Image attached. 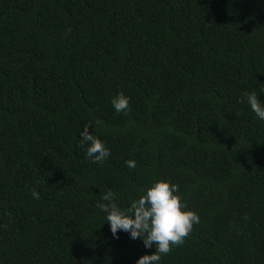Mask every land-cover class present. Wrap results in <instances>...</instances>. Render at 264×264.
<instances>
[{
	"label": "trees",
	"instance_id": "16d2710c",
	"mask_svg": "<svg viewBox=\"0 0 264 264\" xmlns=\"http://www.w3.org/2000/svg\"><path fill=\"white\" fill-rule=\"evenodd\" d=\"M253 91L264 102V0H0V264H135L155 246L114 239L97 204L158 180L200 217L160 264H264Z\"/></svg>",
	"mask_w": 264,
	"mask_h": 264
},
{
	"label": "clouds",
	"instance_id": "9594fccd",
	"mask_svg": "<svg viewBox=\"0 0 264 264\" xmlns=\"http://www.w3.org/2000/svg\"><path fill=\"white\" fill-rule=\"evenodd\" d=\"M261 93H264L262 91ZM255 91L246 92L241 103H246L255 117L264 121V102ZM129 97L123 93L111 99L112 107L117 113L129 111ZM103 122L97 120L96 126ZM91 124L84 125L79 133V143L86 146L85 159L94 164H102L111 155L105 142L89 132ZM129 169L136 167L134 160L125 161ZM34 199H40L39 193L32 192ZM97 207L106 213V222L114 239L119 232L127 233L131 240L139 239L146 249L155 246V252L140 256L135 264H160L162 255H167L172 247L184 242L192 232L193 226L200 223L199 215L188 210L179 194V186L168 180H158L142 190L138 199L131 200L127 208L118 206L115 194L109 190L103 194Z\"/></svg>",
	"mask_w": 264,
	"mask_h": 264
}]
</instances>
